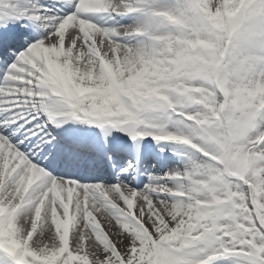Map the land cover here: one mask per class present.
Here are the masks:
<instances>
[{"label": "snow or ice", "instance_id": "obj_1", "mask_svg": "<svg viewBox=\"0 0 264 264\" xmlns=\"http://www.w3.org/2000/svg\"><path fill=\"white\" fill-rule=\"evenodd\" d=\"M0 264H264V0H0Z\"/></svg>", "mask_w": 264, "mask_h": 264}]
</instances>
